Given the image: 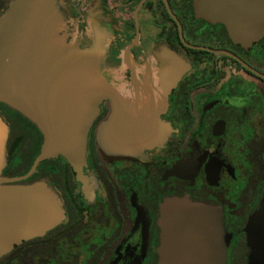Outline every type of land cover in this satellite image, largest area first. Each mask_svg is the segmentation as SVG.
<instances>
[{
    "label": "flooded vegetation",
    "instance_id": "af4514ba",
    "mask_svg": "<svg viewBox=\"0 0 264 264\" xmlns=\"http://www.w3.org/2000/svg\"><path fill=\"white\" fill-rule=\"evenodd\" d=\"M11 1L0 0V16ZM57 7L84 42L94 25L109 34L105 64L121 70L125 82L126 60L155 73L167 60L155 55L162 50L173 54L176 71L164 73L166 89H146V110L157 112L161 135L150 148L102 155L99 129L112 112L103 100L92 112L79 166L58 155L28 178L3 184L42 185L61 217L4 249L0 264H158L160 206L174 197L219 211L229 237L225 264H250L245 229L264 197V34L240 42L225 22L197 16L194 0H58ZM0 125V177H22L43 135L1 101ZM202 255L194 263L167 261L208 264Z\"/></svg>",
    "mask_w": 264,
    "mask_h": 264
},
{
    "label": "water",
    "instance_id": "95a60500",
    "mask_svg": "<svg viewBox=\"0 0 264 264\" xmlns=\"http://www.w3.org/2000/svg\"><path fill=\"white\" fill-rule=\"evenodd\" d=\"M57 2L12 0L0 16V101L28 118L43 135L40 152L26 175L0 177V254L16 242L42 234L61 217L56 200L42 185L3 184L28 178L39 163L58 155L79 166L92 112L103 100L110 102L112 112L99 129L102 155L115 159L130 150L150 148L161 135L154 118L157 112L146 110L151 104L146 89H166L164 73L171 76L176 71L171 68L173 54L162 50L155 55L167 60L155 73L126 60L131 80L125 82L118 68L104 66L108 44L103 31L94 28L91 44L82 42ZM194 6L197 16L225 22L240 42L264 34V0H194ZM3 147L0 125V171ZM158 226V264L174 263L167 261L170 256L194 263L199 252L208 264H225L229 237L216 209L169 198L160 206ZM245 231L250 264H264V197Z\"/></svg>",
    "mask_w": 264,
    "mask_h": 264
},
{
    "label": "crops",
    "instance_id": "0c3cea01",
    "mask_svg": "<svg viewBox=\"0 0 264 264\" xmlns=\"http://www.w3.org/2000/svg\"><path fill=\"white\" fill-rule=\"evenodd\" d=\"M94 28H96V30H101V31H103L102 33L105 35V37H106V41H107V44H108V46H109V43H110V36H109V34L105 31V30H103L102 28H100V27H98V25H94V26H92V29H91V31H88L87 32V35H88V37H89V39H90V42L89 43H86V42H84L83 41V39L81 38V36H80V34H79V37H80V39H81V41L82 42H84V43H86V44H91V42H92V38H93V33H92V31H93V29ZM95 30V29H94ZM108 51V50H107ZM106 54H107V52H106ZM105 59H106V55H105ZM104 66H105V68H114V67H108V66H106V64H105V60H104ZM120 71V73H121V70H119Z\"/></svg>",
    "mask_w": 264,
    "mask_h": 264
}]
</instances>
